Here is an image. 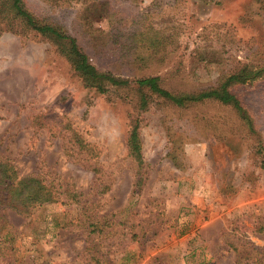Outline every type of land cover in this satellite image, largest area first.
I'll list each match as a JSON object with an SVG mask.
<instances>
[{
	"label": "rangeland",
	"instance_id": "rangeland-1",
	"mask_svg": "<svg viewBox=\"0 0 264 264\" xmlns=\"http://www.w3.org/2000/svg\"><path fill=\"white\" fill-rule=\"evenodd\" d=\"M23 1L129 83L85 87L54 44L0 13V157L61 198L0 209V264H236L230 243L263 246L264 76L231 86L253 132L213 100L145 90L139 109L136 79L194 93L264 66V0ZM136 122L141 165L127 149Z\"/></svg>",
	"mask_w": 264,
	"mask_h": 264
},
{
	"label": "trees",
	"instance_id": "trees-1",
	"mask_svg": "<svg viewBox=\"0 0 264 264\" xmlns=\"http://www.w3.org/2000/svg\"><path fill=\"white\" fill-rule=\"evenodd\" d=\"M0 13L7 12L12 15L11 22L8 23L10 30L15 29L13 22L17 21L25 31H33L48 39L70 63L72 69L81 78L83 85L93 88L99 93H106L112 87H126L128 78H121L110 72L100 70L94 65L89 56L82 50L76 38L67 33L62 28L44 23L36 18L24 4L23 0H0ZM264 76V66L249 67L247 65L235 68L220 83L215 86L202 89L194 93L174 94L160 84L157 75L136 79L137 85V105L139 109L147 106V96L145 90L158 97L166 99L176 106H186L189 104L201 103L205 100L217 101L223 105L231 107L238 117L245 122L247 128L253 132V123L248 116L245 107L237 95L232 91L231 86L244 84ZM127 149L133 159L141 165L143 162L141 151V139L137 122L132 125L128 138ZM264 166V151L262 158ZM139 183V180L136 182ZM136 184V185H137ZM58 193L52 186L33 175H20L16 166L11 160L0 157V209L14 210L20 214L27 215L32 210L60 202ZM264 231V224L259 227ZM236 252V264H264V245L255 246L249 241H239L235 245L229 244Z\"/></svg>",
	"mask_w": 264,
	"mask_h": 264
}]
</instances>
